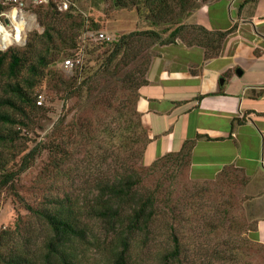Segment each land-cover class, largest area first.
<instances>
[{
    "label": "trees",
    "instance_id": "1",
    "mask_svg": "<svg viewBox=\"0 0 264 264\" xmlns=\"http://www.w3.org/2000/svg\"><path fill=\"white\" fill-rule=\"evenodd\" d=\"M71 1L76 4L80 0ZM209 1L114 0L121 9L132 11L135 7L133 11L148 20L152 28L165 27L164 30L135 32L111 43L96 42L111 46L110 55L96 73L87 71L84 64L75 67L73 77L68 80L54 70L59 61L84 53L80 40L85 33L86 21L78 18L75 8L64 13L56 6L39 9L38 24L44 32L31 33L26 46L0 51V126L4 128L0 131V194L19 183L21 175L30 169L35 154H38L37 149L25 156L20 170L14 172L17 142L27 127L26 120L43 109L38 105L39 98L43 97L38 92L49 87L64 97L65 104L75 101L85 115L77 117L73 126L67 125L66 118L60 119L50 137L52 141L41 146L51 158L35 188L41 194L42 202L37 207L25 205L31 216L47 228V238L42 246H38L32 227L20 222L14 232L1 231L0 264H79V243L87 242L86 222L89 221L104 224L121 244L111 264L135 263L129 242L136 232H144L156 221L161 191L154 190L152 194L142 196L139 190L143 183L138 170L125 169L123 175L122 167L116 169L119 167L116 160L113 163L110 160L114 159L116 151L121 155L117 159L130 161L138 148L143 149L147 158L152 140L143 126L137 103L140 90L148 85L151 58L143 60L140 70L123 73L143 58L147 49L170 45L179 38L186 40L184 36L188 34L194 38L192 45L218 55L226 34L210 33L198 26H182L184 19ZM167 33L171 34L165 37ZM211 45L215 47L210 48ZM120 97L122 105L115 118V110L113 114L109 113L113 110L111 103ZM74 135L80 138L76 144H73ZM71 146L76 152L68 151ZM194 147L195 142H188L180 152L160 157L146 166L151 165L149 169L155 174L166 169L179 172L188 167L190 178L196 181L191 173ZM80 149L86 150V159L75 161ZM84 171L86 177L82 175ZM78 184L86 186L90 193L87 201L84 199L85 203L76 192ZM205 186L218 187L220 195L227 191V185L219 181ZM230 208L231 212L235 211L233 204ZM123 228H127V232ZM253 238L258 241V236ZM173 245L160 264L182 261V245L177 236ZM37 247L43 250H37Z\"/></svg>",
    "mask_w": 264,
    "mask_h": 264
},
{
    "label": "crops",
    "instance_id": "2",
    "mask_svg": "<svg viewBox=\"0 0 264 264\" xmlns=\"http://www.w3.org/2000/svg\"><path fill=\"white\" fill-rule=\"evenodd\" d=\"M182 26L226 38L216 56L192 45L190 34L156 46L137 103L152 140L147 158L195 142L197 184H226L243 226L264 247V0H211Z\"/></svg>",
    "mask_w": 264,
    "mask_h": 264
},
{
    "label": "rangeland",
    "instance_id": "3",
    "mask_svg": "<svg viewBox=\"0 0 264 264\" xmlns=\"http://www.w3.org/2000/svg\"><path fill=\"white\" fill-rule=\"evenodd\" d=\"M133 9H121L114 0H80L76 3V15L86 21L85 33L80 40L84 54L77 55L83 58L87 71L96 73L112 50L111 46L86 39L89 33H106L116 40L135 32L164 30L165 27L152 28L148 20ZM35 31L41 34L44 32L39 24ZM155 48L156 46L147 49L143 58L132 63L123 74L140 70L143 60L147 57L153 61ZM77 57L75 56V59ZM67 60L65 58L59 61L54 70L65 80L74 75L63 65ZM39 93L44 98L43 109L32 115L29 121L26 120L27 127L22 132L21 140L17 142L18 158L14 172L20 170L25 156L37 149L38 154H35L30 169L21 175L19 183L13 189L8 187L0 194V232H14L20 222L32 227L38 246H42L48 230L31 216L25 205L27 203L37 207L42 202L41 194L35 188L51 158L48 152L42 151L41 146L52 141L50 137L60 119L66 118L67 125L73 126L79 117L85 115L80 112L75 101L65 104L64 97L55 94L49 87ZM120 102L121 97L116 102L113 99L111 103L113 110L109 113L113 114L115 110V118L118 116V109H121ZM21 119L23 120L22 117ZM0 131H4L1 126ZM75 135L73 144L78 143L80 139ZM153 149L152 153L156 154ZM68 151L76 152L73 146L68 148ZM85 152L86 150L80 149L75 161L86 159ZM114 152L116 154L110 162L116 160L119 165L116 169L121 170L122 167L123 175L125 169L138 170L143 183L139 190L142 196L150 195L154 190L161 191L156 207V221L144 232H136L129 242L130 253L135 258L134 264H160L162 257L172 251L175 236L182 245L183 256L181 262L174 264H264V247L257 243L248 228L243 226L240 212L237 209L231 212L233 194L229 195L228 190L220 195L218 187L197 186L196 181L189 176L188 167L179 172L166 169L155 174L154 170L149 169L151 165L146 166V163L152 164L155 158H146L142 148H138L130 156V161L117 159L121 155ZM82 175L86 177L87 173L84 171ZM76 188L79 198L85 203L84 199L87 201L90 194L87 187H80L78 184ZM86 224L88 239L85 244L79 243V264H111L114 253L121 244L115 235H111V230L99 221H89ZM123 231L127 232V228H123ZM37 250L43 249L37 247Z\"/></svg>",
    "mask_w": 264,
    "mask_h": 264
},
{
    "label": "built area",
    "instance_id": "4",
    "mask_svg": "<svg viewBox=\"0 0 264 264\" xmlns=\"http://www.w3.org/2000/svg\"><path fill=\"white\" fill-rule=\"evenodd\" d=\"M51 6H56L62 13L76 9V4L71 0H0V51L5 52L14 46H26L28 35L38 26L37 11ZM86 39L104 43L114 41L102 32L96 35L89 33ZM63 65L73 72L75 67H83V58L78 56L76 59H68ZM38 105H44L43 97L39 98Z\"/></svg>",
    "mask_w": 264,
    "mask_h": 264
}]
</instances>
